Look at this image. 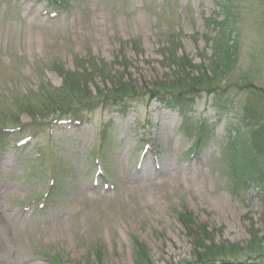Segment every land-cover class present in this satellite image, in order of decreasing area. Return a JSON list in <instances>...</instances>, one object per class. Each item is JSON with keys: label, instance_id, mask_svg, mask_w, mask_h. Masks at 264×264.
<instances>
[{"label": "rangeland", "instance_id": "rangeland-1", "mask_svg": "<svg viewBox=\"0 0 264 264\" xmlns=\"http://www.w3.org/2000/svg\"><path fill=\"white\" fill-rule=\"evenodd\" d=\"M222 21L225 48L215 42ZM167 47L216 74L187 118L148 100L126 116L96 110L81 125L50 116L35 126L19 112L17 103L43 84L59 87L84 60L106 67L93 91L118 75L151 87L177 72ZM219 96L231 127L215 118ZM202 124L214 136L190 154ZM0 126L10 130L0 154V264H134L133 238L155 264H194L178 221L185 210L215 244L245 247L249 228L264 235V187L231 161L264 170V0H70L55 13L44 1L0 0ZM56 184L59 203L41 205Z\"/></svg>", "mask_w": 264, "mask_h": 264}, {"label": "trees", "instance_id": "trees-1", "mask_svg": "<svg viewBox=\"0 0 264 264\" xmlns=\"http://www.w3.org/2000/svg\"><path fill=\"white\" fill-rule=\"evenodd\" d=\"M37 1H44L46 8L52 13L66 9L70 2V0ZM219 25L222 37H218L215 42L216 44L219 42L223 44L222 47L228 46L229 41H227L226 31H224L226 23L222 21ZM224 37H226V41H222ZM167 48L165 61L173 66L177 72L171 78L153 82L151 87H139L134 81L124 80L118 75L110 89L102 90L98 85H95L93 91L90 87L93 77L106 74V67L104 64L97 65L93 60H84L79 64L80 70L61 73L63 79L59 87L55 88L43 84L37 93L29 95L23 102L17 103L20 108L19 112L28 113L35 126L38 124L37 122H42L50 116L52 121L66 118L70 123L81 125L88 119V115L96 110L106 112L108 115L126 116L137 105L148 100L161 104L167 110L177 111L182 117L187 118V114L192 111L196 99L200 98L202 87H208L207 90L211 88L216 74L212 72L210 76L203 73L200 67L194 66L186 56H178L175 50ZM228 50L230 51V49ZM228 50L222 53L221 61L230 60ZM216 51L214 50V53ZM189 68H196L197 76L190 77V73L187 72ZM207 93L211 94L213 91ZM212 107L216 111L215 118L217 120L228 118L230 123L228 127H231L234 118L230 115L228 102L220 96L215 97ZM15 116L17 117L18 113ZM21 126L26 128L28 124H20L18 127ZM235 130L238 132L237 128ZM9 134L10 130L7 127L0 126V154L5 149ZM213 136L214 130L212 128L206 127L204 124L200 125L189 151L190 154H199ZM233 143L234 147L232 148L234 149L238 142ZM231 163L234 167L241 169V175L244 178L256 181L264 187V170L254 166L251 159L236 156ZM62 194V189L57 184L53 185L44 196L41 205L53 208L61 200ZM178 221L185 235L191 239L194 264H264V235L259 237L258 230L253 227L248 230L251 236L248 245L240 247L234 244H215L208 226L198 222L193 214L187 210L178 214ZM132 257L134 264H155L146 247L136 238L132 240Z\"/></svg>", "mask_w": 264, "mask_h": 264}]
</instances>
